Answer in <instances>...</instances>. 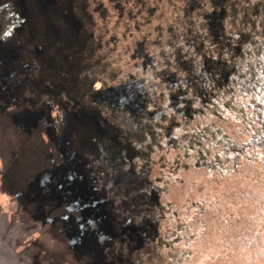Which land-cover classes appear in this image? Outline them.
Listing matches in <instances>:
<instances>
[{
    "label": "rangeland",
    "instance_id": "obj_1",
    "mask_svg": "<svg viewBox=\"0 0 264 264\" xmlns=\"http://www.w3.org/2000/svg\"><path fill=\"white\" fill-rule=\"evenodd\" d=\"M263 136L264 0H0V264H264Z\"/></svg>",
    "mask_w": 264,
    "mask_h": 264
},
{
    "label": "trees",
    "instance_id": "obj_2",
    "mask_svg": "<svg viewBox=\"0 0 264 264\" xmlns=\"http://www.w3.org/2000/svg\"><path fill=\"white\" fill-rule=\"evenodd\" d=\"M263 138H264V136H263ZM262 147L263 148H261L260 150H261V152H264V143H263ZM253 155H255V154H253ZM260 155L261 154L259 153L257 155V157L256 156L255 157L254 156H252V157L248 156V158L257 162L258 165L264 169V157L261 158ZM259 190L260 189L254 190V191H249V195L251 196L250 199H248V197L245 198L243 196L244 194H242V193H238L237 197L235 196L233 198H228V199L224 198L223 201H227L228 203L225 205L226 209H224V211H223V216H224L223 218L225 221L230 222V220H232V218H233L232 217L233 212H234V214H237V213L243 214V216H244L243 221L250 220V218L253 217L254 226H251L250 228H248L247 226H245V225H247L246 223L242 224L243 226H245L244 228H245L246 234L244 237H248V238L253 237L255 240L264 241V232L261 233V230H258V227L260 226V229L263 228V231H264V215L261 218H258V216L255 215L254 211H253L254 207L258 208L260 204H261V207L264 206L261 203V195H260ZM255 195H256V197H254ZM228 207H229V211H231V212L227 211ZM234 223H235V220H234ZM255 223H258V224L256 225ZM235 225H237V223ZM235 227L238 229L239 228L242 229L239 226H235ZM219 233H221V234H218V232H217L218 237H220L219 240H218V238L215 240L221 241V242L215 243V241H210L207 244V246L204 247L205 253L207 251V253L213 252V253L217 254V256L215 255L217 258V260H216L217 262H215V264H229L230 262H235L233 259L234 257H228L229 255H224V251H225L226 247L228 249L230 246H229V243L226 244V242H223L225 240V238H224L225 232L221 231ZM254 239H253V241H254ZM208 247H209V249H208ZM215 256H214V258H215Z\"/></svg>",
    "mask_w": 264,
    "mask_h": 264
},
{
    "label": "crops",
    "instance_id": "obj_3",
    "mask_svg": "<svg viewBox=\"0 0 264 264\" xmlns=\"http://www.w3.org/2000/svg\"><path fill=\"white\" fill-rule=\"evenodd\" d=\"M5 181V171H4V163L2 158L0 157V195L2 194V184ZM0 200H1V196H0Z\"/></svg>",
    "mask_w": 264,
    "mask_h": 264
}]
</instances>
